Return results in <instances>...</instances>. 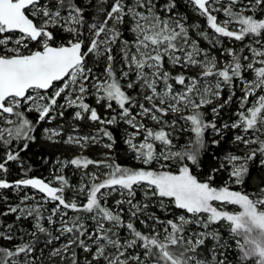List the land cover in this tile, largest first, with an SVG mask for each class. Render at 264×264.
I'll use <instances>...</instances> for the list:
<instances>
[{"label":"snow or ice","instance_id":"obj_1","mask_svg":"<svg viewBox=\"0 0 264 264\" xmlns=\"http://www.w3.org/2000/svg\"><path fill=\"white\" fill-rule=\"evenodd\" d=\"M180 2L97 0L89 19L91 0H0V190L11 189L19 201L0 196L7 205L0 216H15L7 225L0 220V238L8 242L0 246V264H227L222 250L228 245L214 225L223 222L235 234L240 217L213 202L238 205L250 216L264 206V199L230 190L244 183L251 166L264 169V0H182L206 20L205 28L187 23ZM58 32L68 38L57 43ZM224 38L232 46H225ZM201 39L209 47H201ZM33 43L36 49L29 47ZM89 97L113 114L102 118ZM225 108L227 120L221 116ZM69 109L71 121L100 127L80 134L73 123L64 144L112 150L116 141L107 126L122 122L123 143L145 167L121 166L107 154L98 160L78 155L58 158L59 168L47 182L30 177L32 168L25 167L21 153L36 141L38 126L65 119ZM33 112L35 122L26 115ZM229 130L233 134L226 140ZM64 133V124L43 128V138L53 143ZM105 137L109 142L102 144ZM181 137H186L182 144ZM222 142L228 149L210 151ZM204 152L216 167L201 182L190 165L199 167ZM10 162L20 169V179H7ZM90 165L105 170L103 180L96 172L84 173L74 188L63 175L69 166ZM220 173L224 186H210ZM70 188L73 197L66 199ZM137 191L142 200H136ZM114 194L120 197L115 210L107 205ZM259 195L264 197V189ZM150 206L173 218L162 219ZM173 207L185 214L176 215ZM29 220L31 230L19 226ZM136 220L143 231L134 226Z\"/></svg>","mask_w":264,"mask_h":264},{"label":"trees","instance_id":"obj_2","mask_svg":"<svg viewBox=\"0 0 264 264\" xmlns=\"http://www.w3.org/2000/svg\"><path fill=\"white\" fill-rule=\"evenodd\" d=\"M87 0H77L78 4H84L86 3ZM97 4V0H91V5L88 7V11L85 13V16L88 17L89 19L95 15L94 8ZM179 11L181 13H184L188 16V24H193V23H199L200 25H205L206 20L204 18H201L197 16L195 13H193L189 8H187L182 0L179 4ZM127 25H125V28ZM192 34V33H191ZM126 36L129 34L126 32ZM193 35V34H192ZM68 37L66 34L62 32H58L56 34V42L60 43L63 40L67 39ZM197 38V37H196ZM225 46L229 45V42L224 41ZM200 45L205 46L204 41L201 39L200 40ZM240 46V45H235ZM30 48L36 49L38 45L35 43L29 45ZM86 50V49H85ZM24 51V50H22ZM213 52H215L217 55H219L218 50L213 49ZM92 57H88V62L89 65H91L92 62ZM167 67V65H166ZM97 71H102V65L97 69ZM60 82H56V85L59 84ZM129 95L133 92V90H128ZM237 95H239V92H237ZM227 98V92L224 93L223 99ZM88 103L92 104V106L97 107L98 113L101 115V117L105 116H111L113 113L111 112H106L105 109L102 106H97L94 103L93 98L89 97ZM237 107L235 103L231 105V109L234 110ZM207 108L205 109L206 112ZM207 113V119L211 120L212 117L211 115ZM27 117L31 119L33 122L38 118L36 113H26ZM71 115H72V110L69 109L65 113V119H57L54 121L52 124H47V123H42L40 126H38L37 131L35 135L37 136V139L35 142L30 143V146L27 151L21 153L22 159L25 160V167L31 166L32 171L29 173L30 177H38L41 179H45V181L51 176L57 168V164L55 163L57 159L59 158H65V159H71L75 156L78 155H83L86 157H89L94 160L98 159H103L104 156L110 155L111 157L114 158L115 162L120 164L121 166L124 167H132V168H140L144 167L140 163L136 162L133 158V154L128 152L127 146L123 143V137H124V129L127 127L125 124L122 122L119 123L116 126H107L108 130L111 131L114 135L115 138V144L113 145L112 150H108L102 147V145H92L88 148L85 149H80L78 146L75 145H66L63 143V139H65V135L67 132L71 130V124L75 123L77 127L80 130V133H90L95 131L96 128L100 127L99 124H92L88 121H71ZM221 116L227 120L230 118L229 116V108H225L221 112ZM220 121H218L219 123ZM146 124H150L147 120L145 121ZM58 124H64L65 126V133L64 136L58 138L59 142L58 143H53L52 141H47L43 138V128L44 127H55ZM130 129V128H129ZM232 131L229 130L227 133L226 140L232 136ZM106 143L109 141L107 138H103ZM211 139V132L206 134V140L210 142ZM183 141V138H180V142ZM229 145L225 142H222L220 147L215 148V149H210V151H214L217 154H220L224 152L226 149H228ZM199 167L197 166H191V171L194 175L197 176V179L200 180L201 182H206L208 175L210 174V171L212 168L216 167L215 161H213L211 155H209L208 152H204L202 154V157L199 161ZM10 172L7 175V179L9 181H14L17 179L21 178V172L20 169L17 167L15 163L10 162L8 165ZM70 166L65 168L63 170V175L69 179L70 184L72 185L73 182L76 181V175L72 174L69 170ZM88 170H90V166L86 170H77L79 172L78 174L83 175L84 173H89ZM59 174V173H56ZM0 178H3L2 175H0ZM104 177L102 176L100 180H103ZM224 181H225V174L220 173L214 177L212 181H210V186L213 187H220L224 186ZM84 182L87 184L88 180L85 178ZM99 182V181H97ZM232 189L239 190L241 192H246V193H259L261 189H264V169L257 168L255 165L251 166L249 174L246 176V179L242 185H231L230 186ZM31 190L30 188L27 189V191ZM24 193L20 192L18 195L22 196ZM72 194V190L66 189L65 190V196H69ZM0 196H7L8 197V202L9 203H18V196L12 192L11 189L9 190H0ZM139 196V192L137 191L136 194V199ZM264 199V198H263ZM112 197L108 198L107 205L108 207L112 208L111 203H112ZM80 202H85V197H82L80 199ZM103 203V201H102ZM53 205V204H50ZM6 204L3 201H0V212H2L6 208ZM174 212L181 211V210H176L174 207ZM148 211L154 212L157 216L161 217L162 219L166 218H172L171 215L166 216L165 213L161 212L157 207H152L150 206ZM177 212V213H178ZM71 215H74L72 211H69ZM125 221L129 219L127 213L124 214ZM143 218V217H142ZM0 220H3L4 225H7L9 223H12L15 220L14 215H9L7 217L0 216ZM19 226L27 228L31 230V221H20ZM134 226L138 229L143 231V226L141 225L139 220L134 221ZM3 227V226H0ZM191 228L196 230V228L193 225H190ZM215 228L219 229L220 235L222 236V241L221 243H227L228 247L226 249H223L222 251L226 254L227 258V264H241V261L243 260L240 250L236 245V238L235 235L230 232V230H227L226 227L227 225H223V222L218 223L217 225H214ZM13 231H16V228H13ZM232 235H231V234ZM122 235L124 234L123 232L121 233ZM27 239V237H26ZM12 243H18V241H13ZM59 243V242H57ZM212 241L209 240L207 241V247H210L212 245ZM0 246H8V242L4 241L2 238H0ZM207 247L202 249L203 254L205 256H208L207 253ZM245 264H254V261L249 259L245 261Z\"/></svg>","mask_w":264,"mask_h":264},{"label":"clouds","instance_id":"obj_3","mask_svg":"<svg viewBox=\"0 0 264 264\" xmlns=\"http://www.w3.org/2000/svg\"><path fill=\"white\" fill-rule=\"evenodd\" d=\"M238 208L240 210L234 214L240 219L233 227H235V238L239 242L237 247L243 257L241 264H245L249 259L253 260L254 264H264V219L260 218L264 210L257 208V214L250 216L239 206Z\"/></svg>","mask_w":264,"mask_h":264},{"label":"rangeland","instance_id":"obj_4","mask_svg":"<svg viewBox=\"0 0 264 264\" xmlns=\"http://www.w3.org/2000/svg\"><path fill=\"white\" fill-rule=\"evenodd\" d=\"M218 15V18L219 19H223L224 17H223V15L222 14H217ZM206 27V23H205V25H201V28H205ZM209 32L211 33V30L209 29ZM193 34V38H196V36H195V33L193 32L192 33ZM224 41H226V42H229L228 41V39L227 38H224ZM204 43H205V46H201V47H205V48H207V47H209V45L204 41ZM226 46H232V45H226ZM237 47H239V46H237ZM114 52H115V50H114ZM222 59H227V57H224V58H222ZM119 63H120V57H119V55H116V66L118 67L119 66ZM117 75H119V73L117 72ZM61 83V82H60ZM60 83L59 84H57L56 86L57 87H59L60 86ZM123 83V82H122ZM51 89L49 90V95L51 94ZM134 94V92H132L130 95H133ZM61 102H62V100H61ZM114 107H115V105H114ZM133 111V113H135L136 111H137V109H133L132 110ZM206 112H208L209 114H210V109H208L207 108V110H206ZM211 115V114H210ZM138 119H139V117H138ZM149 122V121H148ZM149 123H151V122H149ZM129 131H133L131 128L130 129H128ZM69 132H71V130L69 131ZM69 132H67L66 133V135L65 136H67V134L69 133ZM91 133V132H90ZM80 134H89V133H80ZM66 138V137H65ZM181 138H183V141L182 142H180L181 144L184 142V140L186 139V137H181ZM103 143H106L105 141H104V139L102 140V144ZM61 160H64L65 158H60ZM135 160V159H134ZM136 161V160H135ZM137 162V161H136ZM57 166V168H59V165H56ZM145 167V166H144ZM153 169H156L157 168V166L155 165V163L151 166ZM69 170H70V172L72 173V174H75L77 177H76V181L75 182H73V184H72V186L74 187V188H78L79 187V184L81 183V176L82 175H80V174H78L79 172H77V170H75L73 167H71L70 166V168H69ZM105 170L104 169H97L95 166H93V165H90V170H88V172H89V174L90 173H93V172H96L98 175H99V179L103 176L102 175V173L104 172ZM51 176H49V178H50ZM104 177V176H103ZM48 178V179H49ZM47 179V180H48ZM47 180H46V182H47ZM53 186H58V185H56V184H54ZM72 190V189H71ZM230 190H232V191H239V190H236V189H232L231 187H230ZM32 189L31 190H29L28 192L31 194L32 193ZM139 192V191H138ZM242 194H246V195H249V198L250 199H253V200H255V199H263L264 197H261L260 195H259V193H244V192H242ZM66 197V199H70V198H72L73 197V191H72V194L71 195H69V196H65ZM82 197H84V196H80L79 197V201H80V199L82 198ZM112 197V203H111V206H112V208L115 210V206H114V201L116 200V199H119L120 197H119V195L118 194H114L113 196H111ZM136 200H142V196H141V193L139 192V196H138V198L136 199ZM135 202V201H134ZM167 203H171L170 201H166ZM213 205L215 206V207H217L218 208V210H223V211H229V212H232V213H235V212H237V211H239L240 209L238 208V206H236V205H226V204H224V205H222L220 202H213ZM55 205L53 204V205H50V204H48V205H46V207L48 208V209H51L52 207H54ZM122 207H124L125 208V213H127V206L126 205H124V206H122ZM259 208L261 209V210H264V206H259ZM172 212L173 213H175L174 212V209L172 208ZM178 212V211H177ZM176 212V215H180V214H185L184 212H183V210H181V211H179L178 213ZM68 215L69 216H72L70 213H68ZM173 218V217H172ZM223 225H226L225 223H223ZM194 226V225H193ZM228 226V225H227ZM189 227V229H191V230H194L193 228H191L190 227V225L188 226ZM195 227V226H194ZM227 228V230H229V226L228 227H226ZM196 230H199V229H196ZM231 234V233H230ZM232 235V234H231Z\"/></svg>","mask_w":264,"mask_h":264}]
</instances>
